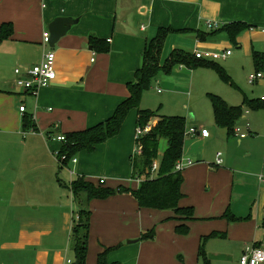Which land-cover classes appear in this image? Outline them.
<instances>
[{
  "label": "crops",
  "instance_id": "obj_1",
  "mask_svg": "<svg viewBox=\"0 0 264 264\" xmlns=\"http://www.w3.org/2000/svg\"><path fill=\"white\" fill-rule=\"evenodd\" d=\"M58 18L78 22L50 48L43 44L44 33ZM235 22L252 26L246 36L252 56L253 52L264 54V0H0V27L3 23L14 26L12 37L0 44L1 64L11 67L0 90L4 144L0 170L9 172L6 180L1 179L8 190L0 191V264L74 263L71 231L79 208L71 184L83 178L95 186L104 180L106 188L139 189L145 179L135 177L133 167L139 109H132L119 132L93 152L79 151L73 158L76 163L61 161L65 143L58 137L93 128L114 116L130 97L129 85L135 82L145 51L161 33L157 78L162 82L157 84L170 85L183 81L186 74L195 75L184 65L168 68L175 50L194 55L195 51H231L239 43L246 47V39L234 44L224 32L214 34ZM91 37L104 41L98 45L108 50L94 49ZM49 50L56 54L57 78L34 97L16 86L15 70L25 73L39 65ZM158 93L163 94L161 89ZM5 101L10 105L4 106ZM22 106L25 112L20 111ZM247 116L236 126L249 133L244 139L229 137L218 128L234 140L219 142L220 166L217 154L192 149L194 140L202 146L213 143V135L190 140L187 133L182 159L194 164L182 171L179 207L193 208L192 220L181 221L173 210L141 208L130 194L89 202L87 264H97L106 250L107 262L116 264H239L246 248L263 246L264 166L258 165V159L264 161V153L252 150L257 126ZM184 118L187 132L206 129ZM158 120L149 123L155 127ZM163 140L160 157L167 149ZM244 154L252 160L241 162ZM155 162L158 169L152 171V178L160 168V159ZM182 224L189 228L187 235L177 233ZM152 229L155 238L140 241Z\"/></svg>",
  "mask_w": 264,
  "mask_h": 264
},
{
  "label": "trees",
  "instance_id": "obj_2",
  "mask_svg": "<svg viewBox=\"0 0 264 264\" xmlns=\"http://www.w3.org/2000/svg\"><path fill=\"white\" fill-rule=\"evenodd\" d=\"M252 26L242 22H235L225 25L220 30L214 32H224L231 41L237 43L238 37ZM14 32L12 23H3L0 27V44L10 39ZM164 35L161 33L157 39L153 40L143 55V65L135 75V82L129 85L130 97L126 99L116 110L114 116L106 123L99 124L93 128L70 133L66 136V142L59 158L63 163H69L81 150L93 152L95 147L111 137L115 136L128 113L136 108L139 109L143 93L151 88L152 82L157 78L161 71L159 64L160 53L163 46ZM201 39H203L201 37ZM90 42L94 49L107 51V46H99L104 41L93 37ZM99 44V45H98ZM253 62L257 72L264 69V54L253 52ZM168 68L174 65H184L190 69L199 66L214 67L219 76L226 82L234 84L230 75L224 67L216 62L198 60L189 53L182 50H175L169 61ZM213 107L216 126L224 129L227 135L234 136V129L243 116L244 108L251 107L253 110L264 108V103L258 100H248L245 98L242 106H231L223 98L217 95H210ZM158 118V122L153 129L140 139L142 146L141 154L133 158L134 176H144L138 190H132L120 186L116 189L106 188L103 185L95 186L91 182L78 178L71 184V192L75 203L79 208L77 218L74 219L71 231V248L75 256L73 264H87V252L89 245V232L91 213L88 210L89 202L93 200H104L117 194H130L138 202L141 208L153 210H173L181 221H190L194 217L193 208H180L179 202L183 198L181 192L184 183L183 172L176 170L177 163L183 158L185 139L187 137V120L180 116H159L158 113L150 110L139 109L138 125L146 126L151 120ZM167 141V149L160 157V142ZM66 159L63 160L62 158ZM160 159V168L156 177L152 178V168L156 160ZM264 230V221L262 223ZM188 226L182 224L177 228V233L187 235ZM155 229L145 232L140 241L153 240ZM109 250L98 256L97 264H116L108 263L106 256ZM202 253V252H201ZM203 259L206 260L204 254ZM207 264H210L209 262Z\"/></svg>",
  "mask_w": 264,
  "mask_h": 264
},
{
  "label": "rangeland",
  "instance_id": "obj_3",
  "mask_svg": "<svg viewBox=\"0 0 264 264\" xmlns=\"http://www.w3.org/2000/svg\"><path fill=\"white\" fill-rule=\"evenodd\" d=\"M242 34L238 37V43L246 39V47L243 45L239 46L240 43L238 46L232 45L233 56L216 62L226 69L234 84L224 81L214 67L202 65L192 69L195 71V75L189 77V74H186L187 77L185 76V79L180 83L173 81L170 85L157 84V80L159 81L157 78L154 83L152 82L151 88L143 93L144 99L142 97L139 109L150 110L159 115L186 116L190 125H200L213 135V143L202 146L194 140L195 143H193L192 149H199L206 155L217 154L222 149L219 142L222 144V142L230 139H227L225 132L219 130L216 126L210 95L220 96L232 106H242L245 98L248 100H260L263 95L264 79L257 84L251 83V78L257 73V69L252 60L251 41L246 37L249 33L246 31ZM2 60H0V90L3 87L5 77H8L11 69L9 66L4 68L1 64ZM11 71L13 72V69ZM262 72L264 74V69ZM159 82L162 81L160 80ZM168 87H171L172 91L167 90ZM158 89L162 90V95L158 93ZM3 105H10V101H5ZM187 105H189L188 109ZM15 107L19 109V103ZM191 116L194 117L193 121L190 120ZM243 116H247V120L257 126V135L254 137L256 140L254 139L255 144L252 147L253 152L264 153V109L253 110L251 107H245ZM187 133L190 140L196 138V136L189 134V131ZM230 141L234 140L231 138ZM0 146H4L1 137ZM161 147H163V143L160 146V154L162 153ZM247 154H244L243 158L239 160L243 163L252 160V157H248ZM258 165L260 167L264 166L263 158L262 162L258 159ZM6 175H9V172L3 173L0 170V191L3 193L8 190V185L1 183L2 178L4 180L7 179ZM3 211L6 212L5 209Z\"/></svg>",
  "mask_w": 264,
  "mask_h": 264
},
{
  "label": "built area",
  "instance_id": "obj_4",
  "mask_svg": "<svg viewBox=\"0 0 264 264\" xmlns=\"http://www.w3.org/2000/svg\"><path fill=\"white\" fill-rule=\"evenodd\" d=\"M208 26L213 27L212 23H208ZM51 35L49 32L44 33L43 44L49 46ZM232 54V51H225L221 53L217 52H198L195 51L194 57L198 60L203 61H218L225 60ZM94 62V59H92ZM56 54L53 50L47 51L41 63L39 65L33 66L28 69L25 73H22L20 69L15 70V75L17 76L16 86L27 94H31L34 97H37L42 89H45L51 85V83L56 80L57 72H56ZM264 79V74L259 71L252 78L251 83L257 84L259 81ZM260 101L264 103V94L261 96ZM25 106L20 107L21 112H25ZM152 124L149 123L144 127L138 126L136 129V139L138 141V149L137 154H141L142 146L140 144V139L149 133L152 130ZM189 134L196 136L199 135L203 138H207L210 136V132L207 129L199 130L197 128H191L189 130ZM234 135L240 139L246 138L249 133H245L242 131V128L239 126L234 129ZM58 140L60 142H66V136H59ZM63 160L66 158L63 157ZM72 162L76 163L77 160L73 159ZM223 163L222 154L218 153L216 158V165L220 166ZM194 163L192 161H184L181 159L177 165V171H184L186 168L192 166ZM158 169V164L155 162L153 164L152 171L156 172ZM105 181L100 180L99 184L104 185ZM239 264H264V245L260 247H248L244 250Z\"/></svg>",
  "mask_w": 264,
  "mask_h": 264
},
{
  "label": "water",
  "instance_id": "obj_5",
  "mask_svg": "<svg viewBox=\"0 0 264 264\" xmlns=\"http://www.w3.org/2000/svg\"><path fill=\"white\" fill-rule=\"evenodd\" d=\"M77 22V20L68 18H58L57 20H55L49 26V32L51 35L49 43L50 48H55L59 40L63 38Z\"/></svg>",
  "mask_w": 264,
  "mask_h": 264
}]
</instances>
